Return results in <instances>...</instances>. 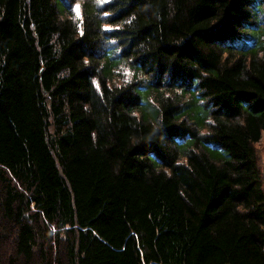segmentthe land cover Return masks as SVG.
Here are the masks:
<instances>
[{
  "label": "trees",
  "instance_id": "16d2710c",
  "mask_svg": "<svg viewBox=\"0 0 264 264\" xmlns=\"http://www.w3.org/2000/svg\"><path fill=\"white\" fill-rule=\"evenodd\" d=\"M264 0H0V264H264Z\"/></svg>",
  "mask_w": 264,
  "mask_h": 264
},
{
  "label": "rangeland",
  "instance_id": "374dc122",
  "mask_svg": "<svg viewBox=\"0 0 264 264\" xmlns=\"http://www.w3.org/2000/svg\"><path fill=\"white\" fill-rule=\"evenodd\" d=\"M256 154L258 155V167H260L264 188V132H262V136L260 140L255 144ZM264 191V190H263Z\"/></svg>",
  "mask_w": 264,
  "mask_h": 264
}]
</instances>
